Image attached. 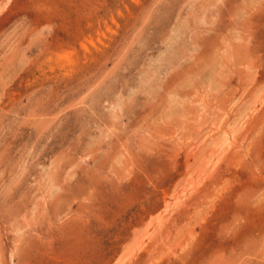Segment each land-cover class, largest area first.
Returning <instances> with one entry per match:
<instances>
[{
	"label": "rangeland",
	"instance_id": "obj_1",
	"mask_svg": "<svg viewBox=\"0 0 264 264\" xmlns=\"http://www.w3.org/2000/svg\"><path fill=\"white\" fill-rule=\"evenodd\" d=\"M0 264H264V0H0Z\"/></svg>",
	"mask_w": 264,
	"mask_h": 264
},
{
	"label": "bare ground",
	"instance_id": "obj_2",
	"mask_svg": "<svg viewBox=\"0 0 264 264\" xmlns=\"http://www.w3.org/2000/svg\"><path fill=\"white\" fill-rule=\"evenodd\" d=\"M207 70V69H206ZM211 78V77H210Z\"/></svg>",
	"mask_w": 264,
	"mask_h": 264
}]
</instances>
